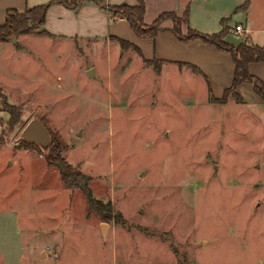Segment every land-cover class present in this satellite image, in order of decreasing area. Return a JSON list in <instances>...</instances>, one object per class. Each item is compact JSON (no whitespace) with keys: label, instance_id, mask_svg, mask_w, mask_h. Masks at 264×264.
I'll return each mask as SVG.
<instances>
[{"label":"rangeland","instance_id":"rangeland-1","mask_svg":"<svg viewBox=\"0 0 264 264\" xmlns=\"http://www.w3.org/2000/svg\"><path fill=\"white\" fill-rule=\"evenodd\" d=\"M178 1L202 33L247 14L264 26V0ZM226 91L117 37L0 38V264H49L54 235L57 264H117L114 241H162L179 264H264V101ZM35 119L50 144L23 138ZM55 148L102 205L64 184Z\"/></svg>","mask_w":264,"mask_h":264},{"label":"crops","instance_id":"crops-1","mask_svg":"<svg viewBox=\"0 0 264 264\" xmlns=\"http://www.w3.org/2000/svg\"><path fill=\"white\" fill-rule=\"evenodd\" d=\"M53 0H0V24L5 23L7 11L9 9H18L25 11L28 7L47 4ZM101 3L87 2L82 6L72 8L66 4H53L46 16L43 29L51 37L65 38L74 40L75 43L86 40L100 39L108 41L117 37L127 40L137 46L143 52L146 59L164 61L165 68L184 69L189 74L201 76L205 79L210 87L211 94L215 98H222L225 91L233 85L235 76V62L231 53L219 50L215 45L196 39L191 42L181 41L173 31V21L167 20L163 25L165 30L161 31L157 38H139L132 30L129 22L123 17L113 18L107 9L109 5H118L128 3L130 5H138L139 0H101ZM146 4L145 22L148 24L158 18L162 13L174 11L182 16L187 6L186 2L180 4L178 0H144ZM249 5L245 8L248 11ZM226 24L223 26L222 21L220 31L224 27L227 28V41L233 44H239L241 37L234 31L235 25L242 24L246 28L245 35L249 37L252 44L264 46V42H260L257 37L258 32H264V26L261 28L253 26L252 20L248 14L243 20L233 23L231 17H225ZM209 21V19L207 20ZM193 25V24H192ZM189 23L183 25V32L186 34ZM195 29L200 26H194ZM192 27V28H193ZM194 29V28H193ZM199 29V28H198ZM197 29V30H198ZM203 33L219 32V30L201 29ZM198 67L201 73L191 72L187 65ZM191 73H190V72ZM252 75L264 81V62H253L249 66ZM93 73V70H91ZM207 80H206V78ZM237 91L242 95L247 105L263 104V99L259 96L254 85L250 82L241 84ZM258 106V105H257ZM103 226V225H101ZM104 228V226H103ZM110 233V230H109ZM52 241H47L49 253V264H57L62 257V248L60 241L54 235ZM118 240V239H116ZM105 243L106 241H100ZM113 243V242H112ZM123 243V244H122ZM124 245V246H123ZM166 243L162 241L143 242L138 252H133L131 245L126 241H114L112 246L113 261L117 264H179L177 257H170L166 252ZM162 246L164 249H162ZM164 250V251H163ZM35 254V253H34ZM193 253L189 264H215L207 259H196ZM34 260L36 259L33 255ZM36 261V260H35ZM177 261V262H175ZM217 264H225L219 261ZM227 264V263H226Z\"/></svg>","mask_w":264,"mask_h":264},{"label":"trees","instance_id":"trees-1","mask_svg":"<svg viewBox=\"0 0 264 264\" xmlns=\"http://www.w3.org/2000/svg\"><path fill=\"white\" fill-rule=\"evenodd\" d=\"M87 2L101 3V0H53L47 4L28 7L25 11H20L18 9H9L7 11L6 21L4 24H0V38L10 40L13 36L30 32L32 30H42L47 33L43 26L45 24L47 12L49 8L56 3L66 4L72 8H78ZM248 0H246L243 7H247ZM112 14L113 18H117V14H122L134 33L139 38H152L155 39L159 33L165 30L164 23L167 20H172L174 25L170 29L175 33V35L183 42H191L196 39H201L204 42L215 45L219 50L231 53L235 62V76L233 85L229 88L226 93L230 91H237L238 87L245 83L250 82L254 85L256 93L264 99V81L260 78L252 75L249 71V66L253 62H264V46L249 44L246 41H242L238 45L232 44L226 40L227 28L224 27L223 30L207 34L202 33L192 27H189L188 32L185 34L183 32V25L190 23V7L187 6L185 13L180 16L174 11H167L162 13L158 18H156L153 23L148 24L145 22L146 14V4L144 0H139L138 5H130L128 3L111 5L107 8ZM227 19H222L223 26L226 24ZM188 66L193 67L198 73L202 74V71L194 66L188 64ZM56 148L53 150V160L50 164L56 166L61 173L62 180L67 187H80L82 188L91 204L95 207L96 205H102V201L95 199L92 196L91 188L89 182L91 181L90 176L83 175L81 172L77 173L83 180L81 185L76 184L72 177L71 171L73 168L64 159L61 158V151L56 152ZM110 206V205H109ZM109 211H111L109 209ZM107 218V217H105Z\"/></svg>","mask_w":264,"mask_h":264},{"label":"water","instance_id":"water-1","mask_svg":"<svg viewBox=\"0 0 264 264\" xmlns=\"http://www.w3.org/2000/svg\"><path fill=\"white\" fill-rule=\"evenodd\" d=\"M22 136L23 138L30 140L33 143L44 144V145L46 143L50 144V139H51L47 128L45 127L43 122H41L38 119L31 121L27 125Z\"/></svg>","mask_w":264,"mask_h":264},{"label":"built area","instance_id":"built-area-1","mask_svg":"<svg viewBox=\"0 0 264 264\" xmlns=\"http://www.w3.org/2000/svg\"><path fill=\"white\" fill-rule=\"evenodd\" d=\"M245 31H246V28L244 27V25H242V24L235 25L234 32L237 35H243L245 33Z\"/></svg>","mask_w":264,"mask_h":264}]
</instances>
